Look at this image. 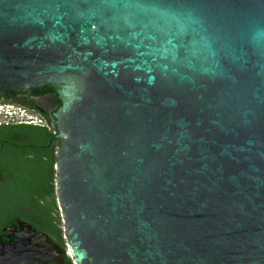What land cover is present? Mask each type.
Segmentation results:
<instances>
[{"label": "water", "instance_id": "obj_1", "mask_svg": "<svg viewBox=\"0 0 264 264\" xmlns=\"http://www.w3.org/2000/svg\"><path fill=\"white\" fill-rule=\"evenodd\" d=\"M43 93L73 264H264V0H0V100Z\"/></svg>", "mask_w": 264, "mask_h": 264}, {"label": "flooded vegetation", "instance_id": "obj_2", "mask_svg": "<svg viewBox=\"0 0 264 264\" xmlns=\"http://www.w3.org/2000/svg\"><path fill=\"white\" fill-rule=\"evenodd\" d=\"M0 101L23 110L22 114L0 119V259L12 248L18 250L21 264H73L61 220V235L56 232L54 189L53 197L42 193L37 200L25 202L20 197L23 194L14 188L13 197L5 198L9 186H49L53 182L58 141L52 114L60 101L54 93ZM33 200L41 204L40 211L32 207Z\"/></svg>", "mask_w": 264, "mask_h": 264}, {"label": "trees", "instance_id": "obj_3", "mask_svg": "<svg viewBox=\"0 0 264 264\" xmlns=\"http://www.w3.org/2000/svg\"><path fill=\"white\" fill-rule=\"evenodd\" d=\"M50 179H52V176H50ZM51 181V180H50ZM14 188H18V190L20 191V193H22L23 195L20 194V197L23 199H25L24 201L27 202V200H32V199H36V196H39V194H44L47 196H51L53 197V182H49V186H9V191L8 194L5 198H10L13 197L12 193L14 190ZM34 195V196H33ZM31 201V205L32 207L36 210V211H40V208H42L41 204L35 202V201ZM37 200V199H36ZM53 207L55 209L56 212V218H57V225H56V232L58 233V235H61V227H60V216H59V211L57 209L56 206V202L54 200L53 197Z\"/></svg>", "mask_w": 264, "mask_h": 264}, {"label": "built area", "instance_id": "obj_4", "mask_svg": "<svg viewBox=\"0 0 264 264\" xmlns=\"http://www.w3.org/2000/svg\"><path fill=\"white\" fill-rule=\"evenodd\" d=\"M23 110L11 102H2L0 101V119L11 118L17 114H22Z\"/></svg>", "mask_w": 264, "mask_h": 264}]
</instances>
